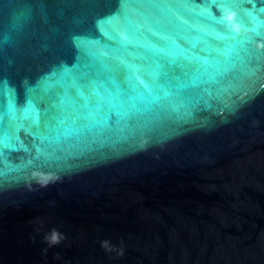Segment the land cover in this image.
Wrapping results in <instances>:
<instances>
[{
  "label": "water",
  "instance_id": "obj_1",
  "mask_svg": "<svg viewBox=\"0 0 264 264\" xmlns=\"http://www.w3.org/2000/svg\"><path fill=\"white\" fill-rule=\"evenodd\" d=\"M178 2L177 29L135 9L128 33L122 17L101 30L117 0H0V264H264V0L222 13L244 63L185 100L190 116L69 132L50 163L13 171L37 147L52 152L35 133L49 135L43 113L72 95L77 38L92 41L114 96L123 65L142 68L161 37L185 64L217 47L197 19L204 0Z\"/></svg>",
  "mask_w": 264,
  "mask_h": 264
},
{
  "label": "snow or ice",
  "instance_id": "obj_2",
  "mask_svg": "<svg viewBox=\"0 0 264 264\" xmlns=\"http://www.w3.org/2000/svg\"><path fill=\"white\" fill-rule=\"evenodd\" d=\"M251 3L252 0H243ZM118 7L114 14L105 21L100 22L101 30L105 23H114L117 19L123 18L122 25H119L125 32L131 33L134 30V21L129 15L130 10L151 9L156 12L158 19L156 27L159 31H165L169 28L177 29L178 24L174 22L175 13L185 7L178 0H117ZM241 6L237 0H204V8L197 13V19L205 27L210 28L214 33V39L217 47L210 49L207 55L193 56L194 64L181 63L173 55L172 49H179V44H170L161 37L163 46L148 49V54L140 58L143 61V67H136L134 63L123 65L125 79L122 85H119L115 91L116 95L105 85H112L110 76L105 75L102 66L98 65L91 53L92 41L88 38H77L74 47L77 52L76 62L68 65L75 68V73L71 76V92L63 93L59 104H53L55 111H45L44 127L49 135L35 133L42 142L47 140L48 147L52 152L37 147V155L27 161V164L21 165L26 168L32 165L34 160H41L42 164L47 165L55 157V147L61 135L67 136L69 132L91 131L97 127L103 129L110 126V122L115 125H121L125 128L138 126L141 119L147 120L149 117H155L156 121L171 119L172 113L178 115L190 116L185 100L196 99L197 102L203 99V92L208 89L203 87L210 83H219L215 79L216 75H227L231 67L244 63L241 55V41L236 33H233L226 25L222 13L227 8H239ZM211 9H218L221 15L219 18L213 14ZM119 40V37H116ZM251 41L249 40L248 43ZM181 57L187 61L188 57L183 52ZM220 65L227 66L225 71H217ZM179 69L182 75H176ZM215 74V75H214ZM144 76V79H141ZM191 77L189 79H186ZM67 79V78H66ZM91 89V91H89ZM103 93V94H102ZM210 94V93H209ZM11 99V98H10ZM18 103V100H17ZM27 108H32L28 103ZM169 107L172 112H169ZM14 106H9V112ZM184 112L181 114L180 109ZM24 111L25 109H19ZM39 110L34 112L35 125L37 129L40 126ZM113 118H115L113 120ZM55 133V137L51 135ZM10 139V137H9ZM95 143V140L92 141ZM5 147H10L5 144ZM0 175H3L0 172Z\"/></svg>",
  "mask_w": 264,
  "mask_h": 264
}]
</instances>
